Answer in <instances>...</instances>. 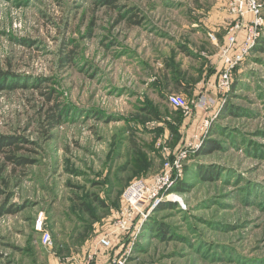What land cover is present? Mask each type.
<instances>
[{
    "label": "rangeland",
    "instance_id": "1",
    "mask_svg": "<svg viewBox=\"0 0 264 264\" xmlns=\"http://www.w3.org/2000/svg\"><path fill=\"white\" fill-rule=\"evenodd\" d=\"M226 3L0 0V137L20 147L0 152V264H264V25L219 108L169 103L219 73ZM189 142L176 197L118 228L125 190Z\"/></svg>",
    "mask_w": 264,
    "mask_h": 264
},
{
    "label": "built area",
    "instance_id": "2",
    "mask_svg": "<svg viewBox=\"0 0 264 264\" xmlns=\"http://www.w3.org/2000/svg\"><path fill=\"white\" fill-rule=\"evenodd\" d=\"M264 2L260 0H227V10L230 15L234 16L232 25L227 34V42L222 47V68L220 70L219 79L216 87L220 95L225 96L232 87L233 71L237 65L244 60L247 54L252 50L253 46L259 40L264 18L262 10ZM251 13L252 18L245 20L246 13ZM244 30L245 34L241 43L238 42V32ZM221 99L209 96L206 93H201L192 104L188 99L180 94L169 95V103L174 108H180L185 113H191L194 109H212L219 108ZM210 125V119L207 117L198 125V132L195 135L196 139L201 138V134L205 133ZM187 143V145L178 151L172 161L165 164L164 169L152 177L150 182L146 180H135L125 190L123 199L125 207L117 218L116 226L120 229L127 228L128 221L132 218L136 204H150L151 208H155L162 202L163 199L169 198L171 192H166L175 186L183 172V161L189 158L190 150H194L198 145ZM37 230H42V217L36 223ZM49 232H44L43 239L45 243L50 241ZM112 244L108 237L99 239L100 247L108 248ZM97 253H89L84 261L79 264H95L97 262ZM125 260L122 257H115L112 264H124Z\"/></svg>",
    "mask_w": 264,
    "mask_h": 264
},
{
    "label": "crops",
    "instance_id": "3",
    "mask_svg": "<svg viewBox=\"0 0 264 264\" xmlns=\"http://www.w3.org/2000/svg\"><path fill=\"white\" fill-rule=\"evenodd\" d=\"M226 5H227V3H226ZM227 13V18L229 17V18H234V16H232V15H230L229 14V12L228 11H226ZM252 18V14L251 13H246V15H245V20L247 21V20H250ZM241 32V33H240ZM239 38L241 37V35H243V34H245V31L244 30H240L239 31ZM214 36H216V35H214ZM244 37V36H243ZM227 39V38H226ZM220 57V60H215L217 57ZM221 57H222V55H221V47H220V50H219V52L218 53H214V54H212V55H209V58H213L212 60H211V63H213V65H215V62H216V64H218V62L220 61V63H219V65H220V68H219V73H220V70H221V68H222V60H221ZM219 73H217L216 72V75H215V78H213L214 76H213V74L209 77V78H207V80H206V78L205 79H203V82H202V84H203V87H205V89L204 90H202V91H200L201 93L203 92V93H206V94H208L209 96H212V97H215L216 99H219L220 98V93H219V91H218V89H217V87H216V83L218 82V79H219ZM202 86V85H201ZM215 88V89H214ZM209 90V91H208ZM212 90V91H211ZM201 93H199V95L201 94ZM213 93V94H212ZM212 94V95H211ZM198 95V96H199ZM197 96V97H198ZM196 99V98H195ZM208 110V109H207ZM206 109H201V108H199V109H194L193 111H195V112H199V111H207ZM201 113H203V112H201ZM206 119V118H205ZM204 119V120H205ZM203 122V121H202ZM201 122V123H202ZM200 124V123H199ZM98 256V255H97ZM78 262H80V260H78L77 258L74 260V262L73 263H70V264H77ZM67 264H69V263H67Z\"/></svg>",
    "mask_w": 264,
    "mask_h": 264
},
{
    "label": "trees",
    "instance_id": "4",
    "mask_svg": "<svg viewBox=\"0 0 264 264\" xmlns=\"http://www.w3.org/2000/svg\"><path fill=\"white\" fill-rule=\"evenodd\" d=\"M108 3H115L117 0H106ZM261 46H263V43H261ZM235 70V69H234ZM220 74V73H219ZM232 84H233V82H232ZM176 110H181V111H183L182 109H180V108H176ZM48 118L49 119H51L52 121L50 122V126L51 127H55L57 124H59V118H58V115L57 114H55V113H52V114H50L49 116H48ZM10 147V146H15L16 148H20L19 146H18V144H17V140H14V138H12V137H0V152H4V151H7L6 150V147ZM214 148H215V146H211V145H206V146H204V147H202L201 149H200V153L201 152H211V151H213L214 150ZM7 158H8V160H11V159H13V160H15L11 155L9 156H7ZM16 162H20L18 159H17V161ZM212 172H214V171H212ZM208 173V172H207Z\"/></svg>",
    "mask_w": 264,
    "mask_h": 264
},
{
    "label": "bare ground",
    "instance_id": "5",
    "mask_svg": "<svg viewBox=\"0 0 264 264\" xmlns=\"http://www.w3.org/2000/svg\"><path fill=\"white\" fill-rule=\"evenodd\" d=\"M168 197H169V198H174V197H176V195L173 194V193H170V194L168 195Z\"/></svg>",
    "mask_w": 264,
    "mask_h": 264
}]
</instances>
